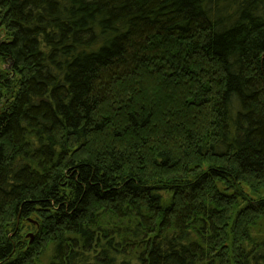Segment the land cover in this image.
I'll return each instance as SVG.
<instances>
[{"label": "trees", "instance_id": "trees-1", "mask_svg": "<svg viewBox=\"0 0 264 264\" xmlns=\"http://www.w3.org/2000/svg\"><path fill=\"white\" fill-rule=\"evenodd\" d=\"M0 264H264V0H0Z\"/></svg>", "mask_w": 264, "mask_h": 264}, {"label": "rangeland", "instance_id": "rangeland-1", "mask_svg": "<svg viewBox=\"0 0 264 264\" xmlns=\"http://www.w3.org/2000/svg\"><path fill=\"white\" fill-rule=\"evenodd\" d=\"M150 84L151 83L149 82V85ZM35 225H36V223L31 219H29L28 223L24 224L22 235H23L24 239L28 242V245L32 244V242L34 240V236H35L34 232L35 231H33L32 226H35Z\"/></svg>", "mask_w": 264, "mask_h": 264}]
</instances>
